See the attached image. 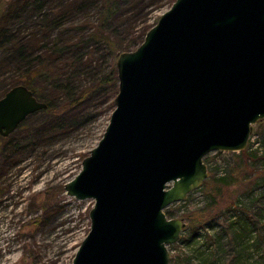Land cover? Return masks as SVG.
<instances>
[{
	"label": "water",
	"instance_id": "water-1",
	"mask_svg": "<svg viewBox=\"0 0 264 264\" xmlns=\"http://www.w3.org/2000/svg\"><path fill=\"white\" fill-rule=\"evenodd\" d=\"M116 67L110 122L65 185L95 201L72 264H170L186 223L165 209L208 178L209 152L245 150L264 120V0H176ZM46 107L12 87L0 135Z\"/></svg>",
	"mask_w": 264,
	"mask_h": 264
},
{
	"label": "rangeland",
	"instance_id": "rangeland-1",
	"mask_svg": "<svg viewBox=\"0 0 264 264\" xmlns=\"http://www.w3.org/2000/svg\"><path fill=\"white\" fill-rule=\"evenodd\" d=\"M16 1L23 2L25 11L19 21L15 20L19 17L11 20L27 40L42 37L41 25L68 8L52 37L86 41L100 16L96 6L79 11V0H0V10L11 4L14 7ZM175 1L147 0L139 12L141 1L122 0L109 29L124 32L116 37L124 36V43H130ZM102 48L90 55L92 76L79 78L76 85L94 86L110 72L116 55ZM6 57L0 48V98L19 75L7 66ZM114 89L113 82L105 84L54 125L41 109L30 114L16 134L0 135V264L73 263L90 232L95 201L68 195L65 185L80 173L83 160L102 139L115 109ZM61 97L64 100L63 94ZM61 122L60 131L41 134L50 126L58 128ZM16 145L20 148L14 150ZM246 149L247 154L209 152L204 157L208 178L185 200L167 208L171 218L186 223L180 240L169 246L170 264H264V120L253 125ZM256 151L258 158L248 156ZM187 256L191 258L185 263L181 258Z\"/></svg>",
	"mask_w": 264,
	"mask_h": 264
},
{
	"label": "trees",
	"instance_id": "trees-1",
	"mask_svg": "<svg viewBox=\"0 0 264 264\" xmlns=\"http://www.w3.org/2000/svg\"><path fill=\"white\" fill-rule=\"evenodd\" d=\"M121 2L122 0H79V6L77 7L79 11L84 12L92 7H98L100 14L95 30L88 34L86 41L79 36V39H76V41H70L71 38L59 39L52 37L54 29H58L61 22L65 20L68 8H64L63 12L59 13L55 19H50L47 25H41L40 32L43 33L42 37L35 36L31 40H27L26 36L20 35L21 28L15 27L14 22L12 23L11 20L13 17H19L24 13L25 10L23 9L26 6L22 4L23 2L16 1L14 7L13 4L1 7L0 48H2L4 54L7 56L6 60L8 59L9 61L7 66H10L11 69L19 74L11 85L12 87L20 84L26 85L40 101L45 102L47 107L42 110L48 115L47 118L51 119V121H48L51 125L57 123L59 119L61 121L68 112H75L77 104L85 101L88 95L109 82L115 84L113 93L114 96L117 95L119 87L116 61L109 73H106L101 79L98 78L100 80L96 85H85L83 88L76 85V82L83 76H92L90 74L93 73L92 68L94 63L90 56L91 53L93 54L94 51L102 47V50H104L106 47L112 55H116L115 59L117 60V53L119 51H129L138 47L144 41L148 30L154 25H146L138 36L133 40L131 39L130 43H124V36L116 37L124 32L119 31L118 33L115 29H109V21L117 18L118 5ZM146 2L147 0H139L141 4H138L139 12L146 7ZM144 13L147 14L146 12ZM20 17L15 18V20L19 21ZM122 40L123 42H121ZM30 44L31 47L29 46ZM92 46H96L93 47V51L90 50ZM0 67L3 68L2 58H0ZM62 94L64 95V100H62ZM25 125L24 121L20 126ZM50 127L48 130L43 129L41 134L43 136L52 134L53 131H60V128L64 126L61 122L58 128L56 127L54 130H52L53 126ZM19 128L11 135L16 134ZM1 148L4 150V147ZM16 148L20 147H14V150ZM11 149L13 150V148ZM239 153L247 154L248 150L245 149ZM257 153L258 151L252 153V155L248 154V156L256 159L258 158ZM262 158H264V155ZM4 160H9V158H5ZM165 211L171 217L170 210L166 208ZM242 228L246 230V228ZM194 236L196 235L193 234L192 238ZM188 258L191 257L187 256L181 258V260L186 263Z\"/></svg>",
	"mask_w": 264,
	"mask_h": 264
}]
</instances>
